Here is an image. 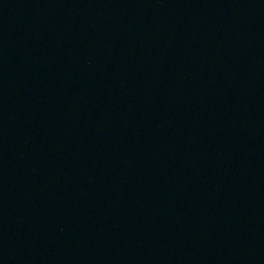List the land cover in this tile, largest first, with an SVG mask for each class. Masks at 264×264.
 I'll return each mask as SVG.
<instances>
[{"label": "water", "instance_id": "water-1", "mask_svg": "<svg viewBox=\"0 0 264 264\" xmlns=\"http://www.w3.org/2000/svg\"><path fill=\"white\" fill-rule=\"evenodd\" d=\"M0 264H264V0H0Z\"/></svg>", "mask_w": 264, "mask_h": 264}]
</instances>
